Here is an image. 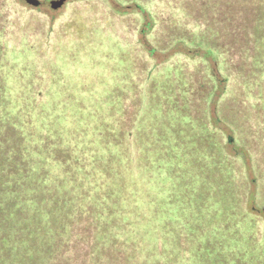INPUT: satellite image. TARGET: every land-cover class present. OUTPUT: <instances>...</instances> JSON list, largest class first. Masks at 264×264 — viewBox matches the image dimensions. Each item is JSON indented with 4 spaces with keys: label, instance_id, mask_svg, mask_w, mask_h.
<instances>
[{
    "label": "trees",
    "instance_id": "16d2710c",
    "mask_svg": "<svg viewBox=\"0 0 264 264\" xmlns=\"http://www.w3.org/2000/svg\"><path fill=\"white\" fill-rule=\"evenodd\" d=\"M82 2L0 0V264H264V0Z\"/></svg>",
    "mask_w": 264,
    "mask_h": 264
},
{
    "label": "rangeland",
    "instance_id": "374dc122",
    "mask_svg": "<svg viewBox=\"0 0 264 264\" xmlns=\"http://www.w3.org/2000/svg\"><path fill=\"white\" fill-rule=\"evenodd\" d=\"M18 1H20L21 5L23 6V10L25 11V13L27 12L28 15H30L29 12H33L37 14V16L41 19H49L51 21H55L57 25L61 23L64 19H66V17H68L70 14H72V10L76 8H82V6H84L82 0L68 1L61 8H56L51 5L54 0H38L40 2V6L38 7L30 5L22 0ZM31 7H34L35 10H33ZM232 149L233 148L231 147L228 149L231 154H233Z\"/></svg>",
    "mask_w": 264,
    "mask_h": 264
},
{
    "label": "water",
    "instance_id": "95a60500",
    "mask_svg": "<svg viewBox=\"0 0 264 264\" xmlns=\"http://www.w3.org/2000/svg\"><path fill=\"white\" fill-rule=\"evenodd\" d=\"M25 1L26 3L33 5L35 7L40 6V2L38 0H22ZM68 1L72 0H54L51 5L56 7V8H61L63 7Z\"/></svg>",
    "mask_w": 264,
    "mask_h": 264
}]
</instances>
